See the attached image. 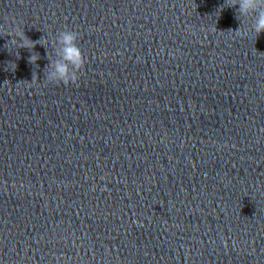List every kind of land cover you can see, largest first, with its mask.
I'll list each match as a JSON object with an SVG mask.
<instances>
[{
	"label": "clouds",
	"instance_id": "obj_1",
	"mask_svg": "<svg viewBox=\"0 0 264 264\" xmlns=\"http://www.w3.org/2000/svg\"><path fill=\"white\" fill-rule=\"evenodd\" d=\"M238 6V7H237ZM228 7L236 9L235 18L241 22L242 18L249 16L254 19L251 31L257 38L261 33H264V0H230ZM223 7H221V10ZM243 29V30H242ZM234 32L237 36L244 37L247 31L239 27L237 30H228ZM0 35L10 37L7 44L16 46L18 49H28L31 52L29 63L35 64L40 59L38 52L32 51L36 44H40L44 37L38 41H32L26 36L24 29L16 23V21L0 24ZM79 33L70 29H64L53 38L52 43L56 44V55L59 59L54 62L50 61L49 66L53 69L46 73L45 81L51 84H63L65 86L76 84L79 80V73L84 69L86 58L78 45ZM47 50V42L43 43ZM19 55V53H18Z\"/></svg>",
	"mask_w": 264,
	"mask_h": 264
}]
</instances>
